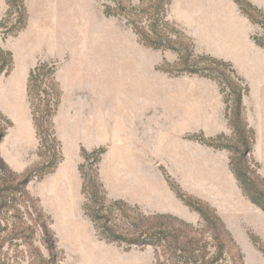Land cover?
<instances>
[{
    "label": "rangeland",
    "instance_id": "rangeland-1",
    "mask_svg": "<svg viewBox=\"0 0 264 264\" xmlns=\"http://www.w3.org/2000/svg\"><path fill=\"white\" fill-rule=\"evenodd\" d=\"M254 1L240 0L256 21L253 39L264 44V0ZM172 4L173 0H0V48L13 59L0 76V113L10 122L0 117V126L7 128L0 158L18 174L50 161L47 148L53 153V143H40L34 123L35 114L47 130V105L54 109L62 154L54 170L36 175L26 196L18 193L9 211L0 214L1 228L9 227L0 232V263L48 264L51 243L56 264H193L184 255L174 263L168 239L158 248L104 239L87 214L84 177L94 170L107 193L103 214L123 237L132 239L154 223L141 215H172L199 230L197 254L205 261L213 258L220 244L182 196L213 208L231 233L234 242L216 264H264V212L247 198L231 169V158L238 154L217 148L237 145V136L225 102L228 87L218 83L216 72V79L205 75L209 68L226 74L230 69L192 58L199 61L202 75L186 70L184 58L192 45L196 57H217L199 51L175 20ZM158 17L168 23L158 21V30L170 35L181 53L141 40L138 30L152 34ZM29 36L31 48L24 42ZM41 63L55 71L37 72L39 81L30 84L29 93V83L20 84L22 73L30 75ZM229 63L243 79L230 74L233 84L248 88L244 118L247 122L249 115L255 124L254 94ZM81 119L97 124L100 139L93 148L81 144ZM219 126L226 129L219 132ZM208 139H216V146L204 142ZM84 150L103 152L96 162V156L85 159ZM259 153L262 161L252 148L251 168L264 177V151ZM115 200L128 205H113L109 214L108 206ZM162 221L184 230L170 218ZM42 223L52 233L49 239ZM14 225L17 229L11 233Z\"/></svg>",
    "mask_w": 264,
    "mask_h": 264
},
{
    "label": "trees",
    "instance_id": "trees-1",
    "mask_svg": "<svg viewBox=\"0 0 264 264\" xmlns=\"http://www.w3.org/2000/svg\"><path fill=\"white\" fill-rule=\"evenodd\" d=\"M241 10L248 15V17L251 19V21H256L253 19L252 16H250L249 13H247L240 0H235ZM10 3V0H9ZM22 9L23 14L25 15L26 7L24 2H22ZM249 6H252L249 4ZM255 10L258 12H261V10L254 7ZM111 8L107 7V15H111L110 13ZM264 16V14H263ZM164 17V16H163ZM160 19L158 17L156 24L153 25V31L152 34H150L147 31H140L138 30V34L140 35L141 40L144 44L151 46L153 48H170L177 50V52L181 53L179 49L176 48L174 45L175 41L170 37V35L163 33L162 30H158V21L161 20L164 25H168L164 20ZM163 20V21H162ZM165 22V23H164ZM260 23V22H259ZM264 27V24H263ZM257 44L262 46L264 48V44L260 43L257 38H254ZM192 58H203L208 59L212 63L216 64L217 67H227L229 68V72L231 75L236 77L238 80L243 82V79L239 77L235 70L233 69L232 65L224 60L213 58L207 55H203L200 57H196L194 54V47L192 45V49H187V54L184 58V61L186 63V70L197 73L202 75V69L199 67V61L192 59ZM193 61H192V60ZM12 54L11 52L5 51L2 48H0V76L7 72L11 68L12 64ZM192 61V64H188ZM48 63H41L38 64L34 69L30 72L29 77V84H28V90L30 93L31 89V83L35 81L36 83L39 81V77L37 75V72H40L43 69H48L49 72L55 71V68L50 69ZM209 74L205 75L212 79H216V76L213 75V72H216L218 76L221 78L218 83L220 85L224 84L226 88L228 87L229 92L226 94L227 98H225V102L227 104V111H228V117H229V123L237 136V145H226V146H217V148H226L234 153L238 154L237 157L231 158V169L233 173L235 174L236 179L238 180L244 194L247 196V198L255 204L257 207H259L264 212V177H261L256 173L255 170L251 168L252 160L250 159V154L252 152L255 134L253 130H251L248 126V123L246 122L244 115H243V97L248 91L247 86H237L234 85L231 80V75L226 74L225 71H217L216 68H209ZM218 72V73H217ZM225 86L221 87V91L225 92ZM54 89L56 90L54 84ZM44 91V89H43ZM46 92V90H45ZM57 95L59 96V92L56 90ZM47 112V130L44 129V125L39 123L38 119L36 118V115L34 114V123L37 127V135L39 137L40 143L43 146H48V142L51 141L53 143V153L51 152V147L48 146L47 151H49V156L51 157L50 161L43 162L40 166L31 168L27 171H25L22 174H18L15 171H13L11 168H9L5 162L0 158V172L2 173V177H0V214L3 212V210L9 211V207L13 206L15 198L17 197V194L20 193L22 196H26V187L29 184V182L38 175L39 177H43L45 174L50 172L51 170H54L59 162L62 160V154L60 149V143L56 137L55 131H54V123L52 117L54 116V109L50 108V105H47L46 107ZM0 117L3 120H8L4 117L2 113H0ZM6 127L0 126V142L3 140V138L6 135ZM44 134V137L42 136ZM49 138V139H48ZM223 138V136L219 137L218 139ZM207 144L209 145H215L216 139H208ZM103 150H95L92 153H88L84 150L85 159H90L91 156H96L95 161L98 162L100 159L99 153H102ZM93 166V164L91 165ZM84 167V165L81 166ZM84 190L87 194V198L89 200V205L87 206V214L91 218V220L95 223V226L97 227L99 233L101 236L112 242V241H121L125 240L127 244L129 245H154L157 248L160 246L163 240H169V248L171 250L170 258L172 261L178 262V257H181V255H184L186 258V261L191 262L193 264H216L222 257L225 252V248L227 245H230L233 243V238L231 233L226 228L224 222L222 221L221 217L217 214V212L211 208L209 205L201 202L200 200H196L193 202L186 201L182 196H180L185 204L189 206L191 209L199 213L202 224L204 226V230L209 231L211 237L215 242H219V249L218 252L213 256V258L208 259L205 261V256H199L197 254V243L196 240L197 236H201V233L197 228H195L194 225L185 222L182 219H179L178 217L167 215V214H155L151 217H147L145 215H141L143 219L151 220L154 219V223L149 224L148 230L145 232H141L138 234H133L132 239H127L126 237H123L121 234H118L115 230L114 226L112 224H109L108 218L109 216H106L103 214L104 209L106 207L107 202V193L104 189L103 183L101 182L99 176L97 173L94 172L91 175H86L84 177ZM113 205H128L123 200H115L112 201L109 206V214L111 213V208ZM18 210V209H16ZM164 218H170L177 222L181 227H184V230L180 231L179 228L171 225L165 224L162 220ZM2 227V220L0 219V232L6 231L9 229L7 225ZM14 230L11 231V233H15L16 226L14 225ZM29 228V227H28ZM25 229V228H24ZM23 229V230H24ZM31 232V229L29 230ZM42 231L44 234L45 239H49L50 235H52L51 231L47 228V225L42 223ZM183 232V234H181ZM16 235V234H15ZM135 235V236H134ZM180 237H183L185 239V242L180 241ZM49 249L52 252V256L47 259L46 262L48 264H56L54 255H53V245L50 243ZM178 253L180 255H178ZM1 260V259H0ZM5 264V263H0Z\"/></svg>",
    "mask_w": 264,
    "mask_h": 264
},
{
    "label": "crops",
    "instance_id": "crops-1",
    "mask_svg": "<svg viewBox=\"0 0 264 264\" xmlns=\"http://www.w3.org/2000/svg\"><path fill=\"white\" fill-rule=\"evenodd\" d=\"M172 6L175 20L194 40L200 52L231 62L246 79L254 94V108L258 117V121L252 124L247 115V122L255 130L253 147L262 161L259 152L264 151V48L253 39L255 24L235 0H173ZM30 40L31 38L24 41L25 47L31 48ZM27 62H31V59ZM29 67L28 65L27 68ZM29 76V72L22 73L20 84L27 85ZM26 87L28 90V85ZM243 104L247 106L246 98ZM96 127L94 121L81 119V144L87 148L95 147L100 139ZM225 129L218 127L219 132Z\"/></svg>",
    "mask_w": 264,
    "mask_h": 264
}]
</instances>
